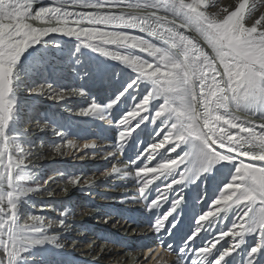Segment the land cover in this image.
Instances as JSON below:
<instances>
[{"label":"snow or ice","instance_id":"snow-or-ice-1","mask_svg":"<svg viewBox=\"0 0 264 264\" xmlns=\"http://www.w3.org/2000/svg\"><path fill=\"white\" fill-rule=\"evenodd\" d=\"M36 3L38 0H0V264H18L26 246L45 242L32 238L46 230L40 216H30L24 224L17 220L19 197L36 189L20 188L27 178L26 161L31 152L10 139L7 128L15 107L11 95L16 65L29 47L53 33L74 37L79 46L130 66L138 75L129 88H138L141 83L151 86L118 122L120 147L138 126L133 122L140 118L138 123H143L146 118L142 113L156 100L161 103L153 123L160 120L157 134L161 138L138 159L145 153L154 159L169 145V155L181 145L188 146L175 158L137 168L141 196L156 180L172 176L158 189L149 209L167 201L172 187L185 183L190 176L220 162L234 165L230 182L210 210L199 216L190 239L204 230L206 222L215 223L221 214L235 210L232 225L203 247L192 249L193 264H223L244 243L246 234L259 237V245L250 250V255L257 253L264 246V15L246 23L248 0H239L232 9L225 7L215 13L209 9L217 7V0H72L67 7L64 0H53L40 8L35 7ZM32 21L49 26L36 27ZM125 29L154 39L141 38ZM110 45L115 50H107ZM121 49L128 54H118ZM131 50L147 53L151 59L137 58ZM46 90L51 91L45 87L35 89L38 94ZM64 96L65 92H58L52 98ZM119 99L107 107L112 108ZM99 111L93 105L81 115ZM83 147L95 145L85 143ZM120 173L121 169L113 166L106 174ZM80 182L79 177L68 181L73 186ZM181 200L178 194L170 211L157 220L155 231L164 228ZM58 224L65 227L63 220ZM229 237L228 247L214 252L217 244ZM165 250L173 254L171 246Z\"/></svg>","mask_w":264,"mask_h":264},{"label":"rangeland","instance_id":"rangeland-1","mask_svg":"<svg viewBox=\"0 0 264 264\" xmlns=\"http://www.w3.org/2000/svg\"><path fill=\"white\" fill-rule=\"evenodd\" d=\"M53 1V0H52ZM66 2V0H64ZM90 2H92V0H90ZM239 2V0H217V7H213L211 9H209L210 12H217L219 11V9L221 8H229L232 9L233 6H235L237 3ZM45 4L50 5L51 4V0H38V3H36L35 7L36 8H40V7H44ZM247 20L246 23H252L255 21V19H258L260 16L264 15V0H252L250 7L248 9L247 12ZM32 23L34 24V26L36 27H47L49 25L40 23V22H36V21H32ZM63 38H50L48 40H45L43 42L40 43V46L37 49H34V45H32L31 47H29L20 57L21 59V66H18L15 69V73H14V77H13V92L11 95V100L13 101L15 107L13 110V115H12V119L8 125L7 128V135L10 139H14L15 143L19 144L20 147L25 150L26 152H31V155L28 157L26 163L28 164V167L25 169V175H26V179L23 180L20 183V188L21 189H36L35 191H31L28 192L26 195L19 197L18 199V211H17V220L20 224H24L25 222H27L28 218L30 216L36 215V216H40L42 218V221L46 227V230L43 233H37V234H33L32 238L34 239H43L45 242L43 244H39L40 246H46V244L50 243V245L52 244H57V242H54L53 240H51V237H56V235L52 234L51 229L55 228L60 220L64 221V224L66 225V227H68L67 231H71L75 228H71L69 229L75 222H77L78 224L74 225V227H79L80 228V223L84 222L85 217V209L86 206L89 205L90 203L92 204L94 201L98 202L100 201V196H103V192H105V190L107 191H112L117 187V184L115 181H122L123 179H119V178H114L112 179V183H110V185L113 188H105L104 186H96V180H100V178L102 179L103 177H105V179L108 180V176L106 173L110 172L111 168L114 165H111V163H107L105 160H107L113 152H111L112 150H110V147L107 148L106 146H108L107 142H110L108 140H106V138H103L105 140V142H102L104 144V146L106 147V149L103 150V153L101 155V157H99L100 160L104 159V164H103V168H99V171L95 172L93 169L88 168L86 166V168L88 169V171L86 173H84V175H76L77 178L79 177L81 182L80 184L73 186L71 184H69L67 181L63 182L62 180L54 182L55 187L53 188V186L51 184L53 183H49L48 181L51 179L50 177L48 178L46 175V172H42L41 168L48 162H51L53 159H57L63 161L64 159H66L67 155L71 154L72 151H74V148L76 146L73 147V139L72 137L76 134L75 132H82L81 129L78 128V124L77 123H70V125H68L67 128L62 127V123L64 122L63 120L65 118L60 117V119L58 121H60L61 123H54V125L57 128H61L62 131H60V135H58V137H62L60 138L59 142H55L52 143V141H44L43 142H34L35 144L37 143V145H29L28 143H26V141L24 140V136L22 137V132L25 129V123L31 119V116H37V114L39 113L37 106L40 107L39 109L43 110L45 107L44 103L46 102H50V100L54 99L52 98L56 93L58 92H67V90L69 89V86H73L75 85V79L74 76L75 74H79L82 71V68L84 65H86L87 63H89L90 66H93V60L96 59H103L104 62L110 66L111 68H113L114 70L112 71L113 73V78H118L122 79L120 81V84H122L121 88L118 90H115V93L117 94L116 99H114L113 101L117 100V97H120L119 102L116 103L113 107L115 106H120V108H122L126 115V113L131 110L134 106L135 103L139 102L143 95L150 89V85L147 83H141L139 85V87L137 88L136 85H133V88H129L128 85L131 84L136 78H137V73L133 71V69L124 64L122 61L113 59L111 57H105L103 55H101L99 52L97 51H93L90 48H86L83 46H79L80 42L77 41L74 37H69V36H65L63 34H61ZM137 35V34H136ZM143 35V34H141ZM140 35V36H141ZM139 36V35H138ZM141 38H145L144 36H141ZM147 39V38H146ZM151 41V40H150ZM79 46V50H77ZM107 50H115V46H107ZM133 51L136 55L137 58H148L151 59V57H147V53H143V52H139V50H131ZM35 53H39V54H43L45 56V58L39 59V58H34L33 55H35ZM118 54H128L125 50L121 49ZM95 62V61H94ZM41 68V70H43V73H41L39 71V69ZM43 68V69H42ZM71 70H73V72H71ZM67 73V74H66ZM66 74V75H65ZM42 76L44 78H42ZM115 78V79H116ZM114 79V80H115ZM116 80V81H118ZM115 81V82H116ZM116 86V85H115ZM40 87H45V88H50L51 91L48 92L47 90L45 91V94H38L35 89L40 88ZM121 93H123V95L121 96ZM39 103V104H38ZM160 101L156 100V101H152L149 105L148 111L142 113V116H144L146 119L144 120V122L141 124V128H138L139 126H137L136 129V141L133 138H129L128 142H126L123 147H120L118 144V140L117 143L115 142H110L112 145H116L118 147H120V150L122 149L123 151H120L121 155L124 153V160L120 159V161H118L119 164H121L122 167V171L123 173L129 172L130 170H127L125 167H129V163L133 164L135 163H139V168L143 167V166H147V167H152L155 164H157L158 162L161 161H165L168 160L170 158H175L178 154H181L185 151L188 150V146L187 145H181L180 148H177L176 151L172 152L170 155L167 152V148L171 147L170 145L167 146L165 149H161L159 150V154H157L155 156L154 159H149L147 153L144 154L142 159H138V157H141V155L144 153V151L154 142H157L161 137L160 135H158V129L160 126V120H156L155 123H153V117H154V112L156 110H158V107L160 105ZM47 104V103H46ZM109 104V101L105 104H103L102 109H100L99 112L95 113V114H90L92 117L96 116V115H100V114H104L107 113L109 108L107 107ZM112 107V108H113ZM90 107H85L83 108L86 112ZM110 108V109H112ZM75 113L78 115H81V109H78L77 111H75ZM90 115H83V117H81L82 119H86L89 118ZM89 116V117H88ZM90 117L89 121L83 122L85 123L87 126L92 125V121L94 119V117L92 118ZM42 119V127L45 129H50V130H54L55 126H51L47 124V119L48 117L43 115L41 116ZM84 119V120H85ZM140 118H138L137 122L139 121ZM121 120V119H119ZM118 121H115V126H113L114 128H116L117 130V136L119 135V132L121 131V128H118L116 126H118ZM91 121V122H90ZM82 123V124H83ZM40 124V125H41ZM50 127V128H49ZM86 126H83L82 128H84ZM112 127V128H113ZM40 129V128H39ZM76 129V130H75ZM86 129V128H85ZM141 131V132H140ZM74 134V135H73ZM140 134H142V138L140 139ZM49 135V134H48ZM147 137V138H146ZM132 142H131V141ZM145 140L146 143H145ZM68 141H72V146H68ZM142 141V142H141ZM48 143V144H47ZM133 143V144H132ZM107 144V145H106ZM101 145V144H100ZM60 146V151H56V147ZM133 146V150L131 149V155H128V151H129V147ZM146 147V149L142 150V147ZM40 147V148H38ZM100 146L95 145V147H92V149L90 151H88L87 155V159L84 161L85 163L88 164V162L92 161L91 166H95V167H99L100 163L97 164V162L99 161L98 159V155L99 153H101V149H99ZM135 147L137 148L136 152ZM144 147V148H145ZM99 151V153L96 152ZM105 150L109 151V154H107L105 152ZM44 151V152H42ZM106 153V154H105ZM135 153V154H134ZM162 153L163 156H162ZM121 155H119L117 158L122 157ZM86 156V155H85ZM127 156H131V158L135 157L133 161L130 162L126 161V157ZM91 159V160H90ZM73 160V159H72ZM97 160V161H96ZM80 160V163H83ZM103 163V162H102ZM107 163V164H106ZM40 168V169H39ZM137 169V168H136ZM227 169L229 170V174L232 177L233 174V169H234V165L228 162H220L217 163L213 166H211L209 168L208 171L205 172H201L200 174H202V176H206L209 175V173H211V175L214 176V172L216 170V174H215V178H212V181H215L216 179L221 180V175H224L225 172H227ZM88 173V174H87ZM45 174V175H44ZM102 174V177H101ZM100 175V176H99ZM212 176V177H213ZM223 177H226V175H224ZM99 178V179H97ZM49 179V180H48ZM172 179V176H169L167 178H160L158 180H156L152 185H150L148 191L144 194V196H141L139 193V181L137 182V184H132L130 186H121L122 184H120V187H122V193H127L125 190L129 189V193H127V196L124 197L125 199V203H124V210L122 211V218H120L121 220L125 217H127L129 220L132 216H140V218H138L137 220L141 223H144L143 226H141L140 231L142 233H148L151 234V232H154V234H156L157 232L154 230V225L157 223V220L159 218H162L165 214H167L170 209H171V205L172 202L177 198V195L179 194L180 196V186L179 185H174L172 187V189L169 191L168 193V198L167 201L163 202L161 201V205L159 207H153L151 209L148 208V204L155 199L158 196V189H162L163 186L165 184H167L169 182V180ZM231 179V178H230ZM47 180V181H46ZM87 180V183H85L84 181ZM225 181V179H224ZM115 182V184H114ZM203 182V181H202ZM49 183V184H48ZM99 183V182H98ZM121 183V182H120ZM186 183V182H185ZM227 184L226 181L224 183V185ZM181 185V184H180ZM224 185L221 186V188H218L216 190V194H212V198L209 199L208 201H206L205 203L203 202H198L201 201L199 199H196V201H192L190 203L191 207L188 211L189 212V216L194 215L197 211L199 213L198 217L195 219L194 223L192 224V232H195V230L197 229V219L199 218L200 215L206 213L207 211L210 210V206L213 204V202L219 198L220 193L223 190ZM73 187H81V189H79V193L80 196L83 197H77L75 198V202L73 204V209L71 210V219L66 216L65 214L62 216V213H57L56 216H54V214H51L49 212V208L47 206V204L45 203L44 199L47 197H69L68 194L70 195L75 193L77 194V190L72 191ZM51 188V189H48ZM188 189V185L186 187H184L182 189V191H187ZM198 190H196L197 192ZM182 197L181 203L183 201L184 196H180ZM74 199V198H73ZM181 203L179 204V206L172 211L171 215H169V218L167 221H169V219H174L173 222H176L177 220V211L181 206ZM102 207H100L101 210V214L102 217L99 221L101 220H105L106 217H109V215H111L110 212L108 213H103L102 211H104L103 206H105L104 204H100ZM70 205H67L65 207V210L68 209ZM206 206V207H205ZM90 207V206H88ZM205 207V210H204ZM89 209V208H88ZM76 210V211H75ZM97 210V209H96ZM180 210H182L180 208ZM203 210V211H202ZM149 212H152L153 214L155 213L156 215H149ZM202 211V212H201ZM64 212V211H63ZM98 212V210H97ZM67 214V213H66ZM108 214V215H107ZM233 214L234 211L230 210L226 215L221 214V217H217L215 218V223H213L211 220L209 222L205 223V228L204 230L200 231V232H207L210 228L214 229H219L223 231H227L230 229L232 222H233ZM111 218H113L112 216L109 217V222L112 220ZM84 219V220H83ZM123 219V223H125L127 220ZM74 221V222H73ZM107 220L104 221L102 223V228L101 230L104 229L107 230V233L109 234L107 237H104L105 243L107 242V238L111 240V242H113V240L116 238V236L118 234L115 233H111L108 232L109 230H112L114 232H116V225L115 224H106L103 225L105 223L108 222ZM120 221V220H119ZM119 221H117V223H119ZM147 221V223L150 222L151 227L147 226V223L145 224V222ZM166 221V222H167ZM29 223H31L30 221H28ZM92 223V222H91ZM90 223V224H91ZM209 224V225H208ZM153 225V226H152ZM186 227H188V221L187 223L185 222ZM170 229L167 228H163L161 230V232H167V230L169 232H173V228L172 225L171 227H169ZM185 227L183 226V229ZM105 230V231H106ZM82 231V230H81ZM121 232V231H120ZM119 233V232H118ZM167 234V233H166ZM133 230L131 231L130 234L124 233V237L123 240L129 241V243H132L133 241ZM87 238L86 241H88V243L93 242L92 238L90 237V234L87 232ZM126 236V237H125ZM164 236V235H163ZM130 238L131 240H128V238ZM142 236H140L139 238H141ZM99 240V237H98ZM104 241L102 242V244H104ZM54 242V243H53ZM109 242V245H107L108 249L105 252V256L108 257L109 259H111L113 256L111 254V251L114 249L115 247V243H111ZM61 243V242H60ZM107 244V243H106ZM186 243L183 244V246ZM90 248H92V245H90ZM103 245H101V247H99L101 250ZM106 246V245H105ZM27 250L25 252H23L22 256L19 259L18 264H43L44 262H46V258L48 256H50V254L48 253H42L46 252L47 249H45L46 247H41V253H38L37 251H35L33 248L35 247L34 245H28L26 246ZM81 248V247H79ZM110 248V249H109ZM82 250L85 249L84 246L81 248ZM81 250V251H82ZM110 250V251H109ZM78 253V252H77ZM88 254V253H87ZM123 255H126L125 253H122ZM141 252L138 254H135L136 257H140ZM86 255V254H85ZM84 253H79L77 254V256H79V261H83L86 260L88 257L93 259V260H97V257L95 255L90 257L92 254L89 253L88 255L85 256ZM133 256V255H132ZM131 256V258H132ZM105 257V260L107 259ZM130 258V261L132 260ZM78 260V259H76ZM100 261V260H98ZM136 261V260H135ZM119 261L117 259V261L115 262V264H118ZM82 264V263H80ZM110 264H114V263H110ZM121 264V263H119Z\"/></svg>","mask_w":264,"mask_h":264},{"label":"bare ground","instance_id":"bare-ground-1","mask_svg":"<svg viewBox=\"0 0 264 264\" xmlns=\"http://www.w3.org/2000/svg\"><path fill=\"white\" fill-rule=\"evenodd\" d=\"M251 1L252 0H248V5H247L246 11H245V15L246 16L248 14L247 12H248V9L250 7ZM70 2H72V0H66V2L64 1L65 6L66 7L69 6ZM52 3H53V1L51 0V4ZM44 6H48V4H45ZM124 31L129 32L130 34H139L137 32H134V30H131V29H125ZM139 35H141V34H139ZM143 35L146 36L147 34L144 33ZM50 38H63V37H62L61 34L53 33V34H50L47 37H44L41 42H43L45 40H48ZM41 42L36 43L34 45V49H37L40 46ZM21 62H22L21 59H19L17 65H16V68L18 66H21L20 65ZM107 69H112V68L107 65L106 70ZM116 80H118V78H116L115 81ZM121 80L122 79H119L118 81L115 82V84L117 86L120 85V81ZM103 86H104L103 88H99L97 90V98H96L97 102L99 104H101V103L105 104V102L107 103L108 101H109V103H112L113 100L116 99L117 94L115 93V90H117V88H115L113 86L112 87H108L105 84H103ZM123 111L124 110L122 108H120V106H115L112 109H109L107 113L100 114V115L96 116L92 120V125L88 126L87 129L82 128L83 126H87L85 123L79 124L78 128L81 129L82 131L83 130L84 131L83 132L80 131L78 133L75 132L76 134L72 137L73 143H74L73 147L76 146L74 148V151H72L71 154L67 155L66 159H64L63 161H61V160L57 161V159H53L51 162L46 163L41 168V170L43 168H47L48 171H47L46 175H47L48 178L49 177L50 178H54V176L59 175L58 179L54 180L53 182L51 181V179L50 180L48 179L49 183L51 182V183L54 184V182H57V181H60V180H62L63 182H66V181L68 182L70 179H74V177H76V175H78V176L79 175H84V173H86L88 171L86 166L88 168L93 169L95 172L99 171V168H103V164L105 163L104 159L100 160L99 157H101V155L104 154L103 150L106 149V147L109 148L110 145H111L110 150H112L111 152H113V153L105 161L107 163H111V165L119 167L121 169V173L120 174H113V175H108L107 174L108 180L105 179V177H103L102 179L100 178L99 181L96 180V186H100L101 185V186H104L105 188H113L110 185V183H112V181H111L112 179H114L115 177L119 178V179H123L124 178V180H122V181H115L116 184H117V187L114 190H112V191H108V190L106 191L105 190V192H103L104 193L103 194L104 197L100 196V198H99L100 201L97 202L98 205L104 204L105 205V206H103L104 211H102V212L103 213L110 212L111 215H109V217L112 216L113 218H111L112 220L110 222L108 221L109 217H106L105 220L103 219V220L99 221L101 219V217H102V214H101V212H100V214L96 213L97 212V210H96L97 208L91 207V209H90L88 207V206L91 205V203H90L89 205L86 206V209H85L86 210L85 211V213H86L85 215L88 216V217H85V220L83 219L84 222L80 223V228L78 227L79 230H80L78 232H81L80 235L76 234L77 230H74V231L71 230V232L69 234L70 236L72 234H76L77 236L79 235L80 236L79 243L81 242L82 245L85 248V249H83L81 251V249H77V248L80 247V245H77V246H74V250L75 251L79 250L78 253H84V255L85 254L88 255L89 253H91L92 255L90 257H92V256L95 257V255L97 256L98 250L100 249L99 247H101L102 242L104 240H106V239H104V240L101 239L99 244H95L92 248H90L88 241L87 242L86 241H82V238L86 237L85 234L87 232L91 233L93 231L97 235H100L99 233L101 232V228H102L101 225L106 220L108 222L103 224V225H106V224H110V225L111 224H115L116 225L117 224L116 225V232H119L120 235H123L125 232H127V230L124 229V227H123V222H124L123 219L124 218L122 220L120 218H122V214L121 213L124 210V203H125L124 197L127 196V193H129V189L125 190L127 193H125V192L122 193L123 189H122V187H120V184H122L121 186H126V187L130 186L132 184H137L138 178L136 177V170H137L136 168H139L140 165H139V163H136V165H135V163L133 164V162L129 163V165H128L129 167L126 166L125 168L127 170H130V171L126 172V173H123V171H122L123 169L121 167V164H119L118 161H120V159L124 160L123 158H124L125 154L123 153L121 155L120 151H123V150L122 149L120 150V147L116 146L115 144L112 145L110 143V142L117 143L119 135L117 136V131H116L117 129L114 128L113 126H115V123H114L115 121H118L119 119H121L122 117L125 116V113H124L125 111L124 112ZM133 123L134 124H138V126H139L138 128H141V126H142L141 125L142 123H137V122H133ZM40 124L41 123H39V122H37L36 125H32L31 124V125H29V127L27 129L23 130L22 137L23 136L25 137L24 140L26 141V143H28L29 145H35L36 146L37 143L35 144L34 142H38V141L43 142L42 140H44V141L49 140V141H52V143L61 141L59 139L62 138V137H60V136L58 137V135H60V131H62L61 128H57L54 125V123L53 124H48V125H51L52 127L55 126V128L53 127L54 130L52 131L50 129L43 128L42 127L43 125L42 124L40 125ZM68 125H70V122L64 121L62 123V127H64V128H67ZM116 127L120 128L119 126H116ZM105 133H107V134H105ZM136 135L137 134H136V129H135L132 132V134H131V138L135 139V141L137 139ZM141 136H142V134H140V139H143ZM103 138H106V140L110 141V142H107L108 146H106V147L102 143V142H105V140ZM128 140H127V142H128ZM146 141L147 140H145V143H146ZM85 143H90V144H94V145L100 146L99 149L102 150L101 153H99V151L96 150V152L99 153V155H98L99 161L97 162V164L100 163L99 167L91 166V165H93L92 161L88 162V164L84 162L87 159V157H88L87 155H89V154H87L88 151H90L92 149V148H87V149L84 148L83 145ZM144 147H142L143 148L142 150L146 149V147L145 148ZM38 148H40V147H38ZM132 148H133V146L129 147V151L127 152L128 155L129 154L131 155L130 150ZM136 150H137V148L135 147L134 151L136 152ZM42 152H44V151H42ZM105 152L107 154H109L108 150L107 151L105 150ZM163 154L164 153H162V156H163ZM119 155H121L122 157L117 158ZM134 158L135 157L131 158V156H127L126 157V161L130 160V162H131V161L134 160ZM80 160H81V162H84V164L80 163ZM51 166H53V167H51ZM49 172H51V173H49ZM101 177H102V174H101ZM230 178H231V175L229 174V170H227V172H226V177H223V175H221V180L225 179L226 183L230 182V180H231ZM97 179H99V178H97ZM193 179H192V181H193ZM216 180L220 184V181L218 179H216ZM115 182H114V184H115ZM213 182H215V181H213ZM187 185H188L187 181H186V183H183L181 185L179 184V186H180V196H182V195L184 196L185 195L186 191H182V189L184 187H186ZM79 189H81V187H73L72 191L77 190L78 193L77 194H75V193L71 194L72 193L71 192L70 195L68 194L69 197L61 198V197H58V196H55V197L52 196V197L45 198L44 201H45V203L47 204V206L49 208L48 214L51 213V214H54V216H56L57 213L58 214L59 213H63L66 216H68L70 219H71V217H74V216L70 215L71 214L70 212L73 209V204L75 202V198L83 197V196H80V193H79L80 190ZM201 189L204 190L205 189L204 186H202ZM215 192H216V190H215ZM212 193H213V183H212L211 193L209 195L210 198L212 197ZM201 201L203 202V199H201ZM186 202H187V200L185 201V203ZM67 205H70V206L68 207L67 210H65V207ZM100 207H102V206H100ZM205 207H204V210H205ZM98 211H100V210H98ZM188 211L189 210H187V209L183 210V212L186 213L187 216H189V212ZM233 211H234V214H233V217H234L236 215V211L235 210H233ZM199 213H200V211H199ZM199 213H198V211L195 213V218L193 219V221H195V219L198 217ZM148 214L149 215H156L155 213L153 214L152 212H149V211H148ZM99 215H101V216H99ZM180 216H183V219L185 218L184 214L178 216L179 220H178L177 224L174 225V229H173L174 231L179 229V225L182 222V219L179 218ZM168 218H169V216H168ZM127 219L128 218L125 217L124 220H127ZM87 221H92L91 225H89V223ZM117 221H119V223H117ZM187 221L190 222V220H188L186 218L185 222L187 223ZM57 223H59V222H57ZM146 223H147V221L145 222V224ZM76 224H78V223L75 222L69 229H71L72 227L75 228L74 225H76ZM136 225H138V224H136ZM100 226H101V228H100ZM147 226L151 227L150 222L147 223ZM192 226L193 225H191V227ZM213 227L210 228L207 232H205V231L204 232H199V234L196 235L194 239H190V237L193 236L194 232L191 233L193 230H192V228L189 229V231H187L185 233L186 237H185L184 241H185L186 244L182 248V249H185V251L181 252V250L179 248H177V250L172 251L173 254H171L169 252H166V255H167L168 258L166 257V255H163V253H160L159 250H156L155 251V254H156L155 256L144 257L143 254L142 255L140 254L141 256L137 258L135 254H138V253L132 254L133 255L132 258H131L132 260L130 261V259L126 256L127 255L126 253H125L126 255L122 254V253H124V251H127V250L125 249V247L123 245L125 243L122 242V240L120 238V235L119 236L117 235L116 236L117 241L113 242L116 245H115L114 249L111 251V254H112L113 257L111 259H109L108 257H106V258H107V260H109L108 261L109 263H114V264L117 261V259H118L119 263H121V264H193V261L195 260V256H194V254H193V252L191 250L203 247L205 245V243L207 241L212 240L213 237L218 232L223 231V229L222 230H220V228L219 229H214ZM65 230H68V227H66V225H65V227L62 228V227L59 226V224L55 228L51 229L52 233L58 232V234L64 233V235H65V238L63 236H58V240L61 242L59 246H61L62 248H71L72 242L74 241L75 237L73 235L70 238L68 235H66L68 232H66ZM103 230H106V229H104V227H103ZM132 230H134V227H131V231ZM131 231L129 233H127V234H130ZM108 232L112 233V230H109ZM168 232L169 231L167 230V234H168ZM142 235H143V233H140V234H137L136 236H133L134 238H133V241H132L131 244L136 245V241L135 240H137ZM163 235L166 236V232H164V231L161 232V230L159 232H157L155 234V236H154L153 242H151V245H153V247L161 248V245H162V242H163L162 240L165 239ZM75 240H77V239H75ZM144 240H147V237ZM243 240H244V243L241 244L240 248L237 249L236 251H234L230 256H228L225 259V261L223 262V264H249L250 260H251L252 264H264V246H260L259 247V251L257 253H255L254 255H250L251 248L257 247L259 245V243H260L259 237L257 235H255V234H246L243 237ZM230 241H231V238L229 237L225 241L220 242L219 243L220 246H219V244H217V246H219V247L216 248L214 250V252H219L222 248H227L228 244L230 243ZM178 242H179V240H178ZM104 243H105V241H104ZM186 245H187L188 249L186 248ZM149 247L150 246H147L146 249L149 248ZM106 254L104 253L103 256L105 257ZM169 258L171 260H174V261L171 262V263L168 262V260H170ZM76 259H77V257L74 258V256L71 255V260H69V261H72V264H75V262H77V261H75ZM84 261L82 262V264H87V263L93 264L92 262L95 261V260H93V259L88 257ZM77 264H79V263L77 262Z\"/></svg>","mask_w":264,"mask_h":264},{"label":"water","instance_id":"water-1","mask_svg":"<svg viewBox=\"0 0 264 264\" xmlns=\"http://www.w3.org/2000/svg\"><path fill=\"white\" fill-rule=\"evenodd\" d=\"M192 35H193L194 38H196V39H200V37L198 36V34H196V33H192ZM204 46L207 48L206 45H204ZM208 50L210 51V49H208Z\"/></svg>","mask_w":264,"mask_h":264}]
</instances>
